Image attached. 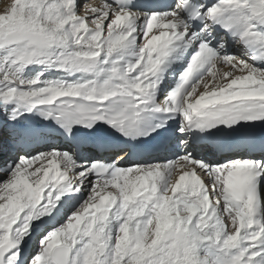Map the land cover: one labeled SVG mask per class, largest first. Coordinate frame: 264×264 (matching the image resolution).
Returning <instances> with one entry per match:
<instances>
[{
  "label": "snow or ice",
  "instance_id": "1",
  "mask_svg": "<svg viewBox=\"0 0 264 264\" xmlns=\"http://www.w3.org/2000/svg\"><path fill=\"white\" fill-rule=\"evenodd\" d=\"M0 264H264V0H11Z\"/></svg>",
  "mask_w": 264,
  "mask_h": 264
},
{
  "label": "bare ground",
  "instance_id": "2",
  "mask_svg": "<svg viewBox=\"0 0 264 264\" xmlns=\"http://www.w3.org/2000/svg\"><path fill=\"white\" fill-rule=\"evenodd\" d=\"M78 2L83 5L85 3V0H78ZM97 2V0H91V3L95 4ZM11 3V0H0V12H3L4 9L9 6ZM203 154H210L209 152H206V153H203ZM207 159L209 160H216V159H220V158H217L213 155H210L208 157H206Z\"/></svg>",
  "mask_w": 264,
  "mask_h": 264
}]
</instances>
